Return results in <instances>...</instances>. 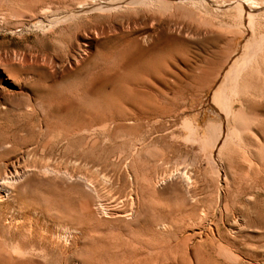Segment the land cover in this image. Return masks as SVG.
Returning a JSON list of instances; mask_svg holds the SVG:
<instances>
[{
	"label": "rangeland",
	"instance_id": "rangeland-1",
	"mask_svg": "<svg viewBox=\"0 0 264 264\" xmlns=\"http://www.w3.org/2000/svg\"><path fill=\"white\" fill-rule=\"evenodd\" d=\"M200 1L0 0V178L13 190L0 193V264H264V157L236 133L213 156L206 128L223 118L212 98L233 58L193 94L163 96V82L146 79L136 102L98 103L86 89L117 67L106 43L118 36L149 47L171 26L187 41L169 61L182 75L185 61L239 55L251 28L264 34V18L232 0H204L219 18ZM226 94L237 108L232 86ZM63 222L76 232L58 249L48 237Z\"/></svg>",
	"mask_w": 264,
	"mask_h": 264
},
{
	"label": "bare ground",
	"instance_id": "bare-ground-1",
	"mask_svg": "<svg viewBox=\"0 0 264 264\" xmlns=\"http://www.w3.org/2000/svg\"><path fill=\"white\" fill-rule=\"evenodd\" d=\"M232 2L236 3L237 7L245 9V15L250 17L252 22L260 21L264 18V0H232ZM214 5L217 6V3ZM195 6L211 13L213 17H220L218 12H211L204 0L196 2ZM170 30L171 26L168 25L164 27L156 42L149 47H145L139 39L132 36V34L118 36L115 39L107 41L106 45L109 47V52H107L109 55H107V57L112 58L116 56L118 58L117 67L113 70L109 68L103 71H97L94 72L91 77L89 76V85L86 88L87 93L92 97L95 96V102L100 101V103H102L104 100H111L112 97H116L120 102L122 101L125 103L131 100V98H134L135 101L137 100L136 97L140 98L141 95L148 93V91L146 92L142 89V87L147 86L145 83L146 79H158L163 82L162 88L159 90L163 96H166L168 89H172L173 92L193 94L198 88L205 86L211 81L214 76H216L217 72L219 73L220 68H222L221 60L222 62H226L233 58V63L224 68L225 71L222 75V79L220 82L218 81L219 83L217 87H215L216 89L214 90L212 98V101L219 104L218 108L222 106L220 109L224 111V115L219 123L214 120H209L206 125L208 138L212 141L211 155L214 156L217 155V153H223L227 148L229 149L230 141L234 139V133H236L239 135L241 142L245 143L250 148V152L264 157V87L260 86L258 82L263 74L262 66L264 65V56H260L259 52L264 50V34L258 35V33L251 28L249 30V38L246 39V48L243 53L239 55L236 54L235 56L232 55L225 59L227 53L223 51V49V53L221 52L218 54V57L220 55L219 58L214 54L216 57L215 59L212 58L211 61H206L205 64L200 67H192L188 64V61H185L184 65L188 68L187 70H182L181 75V73H174L169 70V61L174 57L177 50H179L178 45H186L187 41L171 34ZM220 41L221 36L214 32L211 33L210 37L206 40V42L215 47V49L219 46ZM196 69H198V71ZM169 78L175 79L173 83L170 82ZM229 86H232L234 94L237 97V108L233 107L228 101L226 102L228 98L226 91ZM147 90H149V88ZM142 91L145 92L143 93ZM153 93H155V91H153ZM69 111L72 115H80L82 113L81 107L75 104L69 106ZM229 121H234L235 124L232 123L230 126ZM184 126L189 129L190 134L196 135L198 132H201L193 119L184 118ZM243 131L250 132V135H247ZM247 160L250 162L251 159ZM8 185L6 179L0 178V193L13 197V190L10 189ZM255 199L259 198L257 197ZM252 204L250 205L252 206ZM246 211L249 213L248 210ZM116 213L118 215L125 214L123 211H117ZM63 223L60 225L61 232H58L59 234L54 235L49 233L51 236L49 235L48 237L49 244L53 247L55 246V248L58 247V249L59 246H65L68 242H71L73 238L71 239L70 236L72 233L76 232L69 224ZM198 236L196 239H202L201 234H198ZM74 264L85 263L82 261H75Z\"/></svg>",
	"mask_w": 264,
	"mask_h": 264
}]
</instances>
